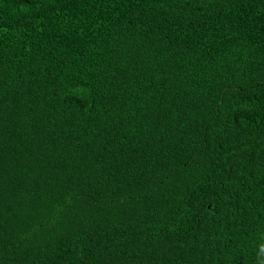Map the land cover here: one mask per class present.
Listing matches in <instances>:
<instances>
[{
    "label": "trees",
    "instance_id": "trees-1",
    "mask_svg": "<svg viewBox=\"0 0 264 264\" xmlns=\"http://www.w3.org/2000/svg\"><path fill=\"white\" fill-rule=\"evenodd\" d=\"M0 264H264V0H0Z\"/></svg>",
    "mask_w": 264,
    "mask_h": 264
}]
</instances>
